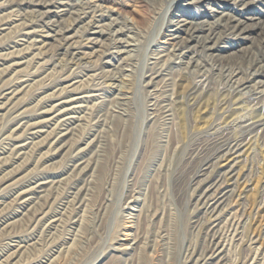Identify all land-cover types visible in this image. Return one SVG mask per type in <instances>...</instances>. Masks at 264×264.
Wrapping results in <instances>:
<instances>
[{
    "label": "rangeland",
    "instance_id": "374dc122",
    "mask_svg": "<svg viewBox=\"0 0 264 264\" xmlns=\"http://www.w3.org/2000/svg\"><path fill=\"white\" fill-rule=\"evenodd\" d=\"M191 1L74 0L89 11L99 6L113 31L124 30L119 36L134 46L132 51L112 55L116 49L110 30L94 48H83L93 52L84 60L50 52L38 65L19 68L21 75L38 70L32 77L47 69L51 80L33 85L1 112L0 140L21 136L17 141L24 143V127L41 120L40 112L53 103L41 100L72 79L83 80L97 96L87 102L88 110L59 156L44 162L48 147L35 143L21 160L7 157L9 163L0 169V259L13 244L29 245L15 263L1 264H264V128L245 127L264 116L261 33L225 32L207 42L212 52L198 48L184 58L171 52L175 37L179 42L187 38L189 24L198 28L192 25L193 42L203 40L207 24L220 12L237 17L235 11L246 2L249 12L238 17L243 25H263L264 2ZM8 2L20 0H0V5ZM20 9V22L34 20L28 9ZM4 11L1 7L0 13ZM71 12L58 20L55 30L64 20L71 22ZM180 19L188 25H179L176 34L174 24ZM82 25H74L70 33L77 46L94 39ZM126 27L132 30L128 33ZM7 33L0 36V54L13 42L15 33ZM231 71L237 78L253 74L251 82L238 87L228 80ZM257 93L263 97L255 106ZM55 125L45 126L41 138ZM7 142H1L3 148ZM239 143L234 172L223 180L230 198L217 217L209 218L197 199L205 180L218 172L221 176L233 158L218 160L217 155ZM74 163L81 166L74 168ZM36 181L50 184L46 197L36 204L33 216H22L11 201L13 192L4 187L11 184L20 190ZM49 217L59 219L51 228L46 225ZM9 222L12 226L2 227ZM210 226H215L219 254L202 263L211 246ZM126 230L131 235L124 251L120 240Z\"/></svg>",
    "mask_w": 264,
    "mask_h": 264
},
{
    "label": "bare ground",
    "instance_id": "6f19581e",
    "mask_svg": "<svg viewBox=\"0 0 264 264\" xmlns=\"http://www.w3.org/2000/svg\"><path fill=\"white\" fill-rule=\"evenodd\" d=\"M195 1L197 0L191 2L193 3ZM198 1L200 2L201 0ZM203 1L210 2V0ZM213 1H221L222 3L232 2L231 5H237L240 4V1L243 0ZM253 1L264 2V0H251V2ZM56 5H58V7H56ZM188 5H191V3L187 4V6ZM245 6H249L248 2L242 4V8L240 9V11H235L234 9L233 10L239 13V16L242 17L241 15H246V12H249V10L246 11L247 8L245 9ZM1 7L5 11H10H7L6 13H4V11L3 13H0V36L4 35L6 32H8L9 34L11 32H14L15 36L13 38V42H10V45L5 47L6 52L4 54H0V81H3L2 84L0 82V119L4 115L1 114V112L4 110L6 111L12 104V102L19 96L24 94L27 89L36 84L42 85V83H48L51 80V75L49 73L45 74V71L47 69L44 71V74L42 76L32 77L31 74L36 73L38 70H35L33 73L27 72L25 75H21L22 68L19 69L21 66L25 67L30 63L32 64L35 62V65H38L39 60L50 52L57 55L62 54L64 57L68 56V59H70L71 61L84 60L87 57H91L93 52L87 53L86 51H83V48H88V46L94 48V45H97L98 40L103 35H106L105 33H109L110 30L113 31L114 29L113 25H111L110 22H104V19L107 16L101 14L99 6L94 5V8L89 11V8L79 6L77 3L74 4V0H20V2L18 3H1L0 8ZM77 7L79 8L77 9ZM20 8L28 9V13L32 15L34 20H24L20 22L21 19H24L20 12L22 9ZM53 8H55L56 10H53ZM170 10L171 5L166 10L165 15H167ZM67 11H75L77 14H74L73 12V15L71 12L70 14L74 16L73 18H71V22L66 24L64 20V26H61L57 30H55L54 27L58 25V20L63 18L65 16L64 14ZM219 15L220 17L215 19L213 23L207 24L209 26V28L206 29L207 37L203 40L197 39V41L195 42H193L195 38L194 31L195 29L198 30L197 25H188V23H185V20L182 19L176 22L174 24L175 28L173 30V32H175L176 34L180 29L179 27H181L179 25H182L183 27H186L188 25V27L185 29L187 38L182 39L180 42L177 40L178 37L174 38L177 43L175 44L176 46H172L173 49L171 52L173 56L179 55L183 56L184 58L186 57L187 53L192 54L193 52H196L198 48L203 50V52H212V49L214 48L208 46L207 42L209 40L215 39L217 35H219L220 37L225 32H229L231 34L243 36L246 31L253 29H257V31L261 33L258 48L263 47H261V45L262 43H264V24L260 26L252 25L250 27H245L243 25V22L241 21V18H238L239 16L235 17L228 13H224L223 11L220 12ZM169 22L170 24H172V18L169 20ZM83 23V28L89 30V33H91L94 39H91L92 37H90L87 40V45L77 46L76 43L72 42L74 36L73 34L70 35V33L73 31L74 25ZM192 25L195 26V29ZM126 28L125 31H128V33L132 30L131 28ZM191 30L193 31L191 32ZM121 34H125L124 30L118 29L113 31L111 44L114 46L113 48H115L116 51L112 52V55L127 54L131 52L132 48L134 47L128 41L122 40V38H120L119 36ZM193 43H195L194 46L192 45ZM180 48L184 49V51L179 52ZM216 61L219 63H223L224 59H217ZM238 75V73L233 71H231V73L228 75L229 82L233 81V84L238 85V87L242 84L251 82L250 79L251 77H253L252 74V76L249 78L247 76L237 78ZM235 78H237V81H234ZM113 80V82H116V80L118 79L114 78ZM147 85H149V83ZM96 96L97 95L88 91V88L84 86L83 80L75 81L72 79L62 88L58 87L57 89H55V91L52 92L50 96H47V98L41 100L42 102L46 101L47 103L53 101L51 105L40 112L39 117H41L42 119L39 120L38 118L36 122L29 124L26 127H24L23 124L18 127L16 133L22 131L24 127L25 130L23 131V133L28 134V137L25 138L26 141L24 143H22V141H17L19 138H21V136L14 137L12 139L3 138L0 140V169L6 166V164H8L10 160H21L25 154L24 151L35 143H40L41 149L43 147H48V152L44 158V162L51 161L53 157L59 156L66 149L67 140L69 139V137L78 128L77 123L82 121L84 113L83 111L88 110V107L86 106L87 102ZM262 97L263 95L257 93L256 97L252 99L253 105L255 104L256 106L257 101ZM167 113H169V108L165 106L163 108V114H165L166 116ZM257 118L259 119L250 121L245 127L250 128L251 130L264 128V116L260 115L257 116ZM51 124L56 125L51 129L50 133L46 137L41 138L45 132L43 128ZM5 141L8 142L6 144V148H3L2 145L4 143L2 144L1 142ZM240 146V143L233 144L232 146H229L224 152L222 151L219 155H217L218 160H226L229 157L231 158V156L233 158L228 159V162L230 160L231 162L225 165V172L221 173V176L218 172L214 175V177L205 180L206 182H204L206 184L201 189V193L197 200L200 207H202L204 214L208 215L209 218L217 217L216 214L220 212L226 200L230 198V191L226 190L223 187V180L225 179L226 175H231L232 172H234L235 163L233 161L235 159H238L239 157L238 155L236 156V154L239 153ZM7 157H9L10 159L6 162ZM80 166L81 163H74V168H78ZM206 169H208V167ZM8 176L9 175L4 177V179L8 178ZM49 186L50 184L48 182L36 181L24 186L23 188L21 187L22 189H20L19 187L20 190H18V188H13L14 186H12L11 184L5 186L4 189H10L13 192L14 197L11 201L20 209L19 212L22 216H33V214L36 212V208L34 209V207L39 201L45 199V195ZM2 204L3 200L0 199V207L2 206ZM58 221L59 219H55V217H49L48 219H46V225L48 228H51ZM4 224L5 225L2 227L8 228L12 226L13 222ZM214 227L215 226H210L212 232L211 246L209 248V251L207 252V255L201 260L202 263H207L211 259H213V257H218L220 244L216 241V231ZM126 229H130V226H127ZM128 232L129 230L123 232L122 236L124 237V240H120L122 241V243H120V246H122L120 249L124 251H127L129 248L127 239L131 234L129 235ZM28 247L29 245H27L26 243L11 245L7 249L5 255L2 257V259H4H0V264L4 260L15 263L24 252V250H26Z\"/></svg>",
    "mask_w": 264,
    "mask_h": 264
}]
</instances>
